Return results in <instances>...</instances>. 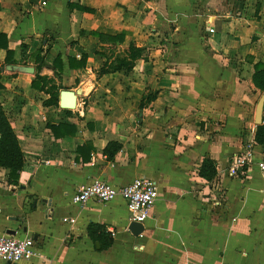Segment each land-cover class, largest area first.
Segmentation results:
<instances>
[{"label":"crops","instance_id":"0c3cea01","mask_svg":"<svg viewBox=\"0 0 264 264\" xmlns=\"http://www.w3.org/2000/svg\"><path fill=\"white\" fill-rule=\"evenodd\" d=\"M185 1L0 0V34L16 61L4 65L0 50V104L25 157L16 185L0 169V235L31 237L40 254L19 264H264L260 155L243 175L230 171L233 156L259 147L254 111L261 93L251 76L253 65L264 63V0H252L237 17L225 10L227 0H188V11ZM68 2L93 12L70 10ZM198 4L216 21L203 37ZM167 13L178 44L169 59L161 38L148 40L160 35L158 17ZM212 28L225 34L217 53L208 44ZM90 32L124 33L120 47L134 41L144 59L131 71L96 77L103 60ZM46 48L44 61L59 55L61 71L40 75L65 88L59 93L77 87L73 110L61 109L59 96L58 107L44 105L49 95L31 88V55ZM82 54L85 69H69L68 58ZM148 93H157L155 100L140 108ZM109 142L121 145L113 162L104 154ZM205 158L215 163L210 181L198 175ZM136 178L154 180L159 192L141 237L127 231L120 198L71 202L96 180L122 187ZM89 224L113 232L111 247H96Z\"/></svg>","mask_w":264,"mask_h":264},{"label":"trees","instance_id":"16d2710c","mask_svg":"<svg viewBox=\"0 0 264 264\" xmlns=\"http://www.w3.org/2000/svg\"><path fill=\"white\" fill-rule=\"evenodd\" d=\"M70 10L77 9L82 12L92 13L93 10L80 6L73 5L68 2ZM257 9V8H256ZM212 37L208 39L209 47L213 52H218L221 43L225 38V34L220 31V28L211 29ZM80 35H84L83 32ZM90 36L97 38L100 42L99 48L95 51V56L102 59L99 68L96 71V77L116 73L119 71H131L135 62L144 59L145 49L138 47L134 41H130L122 54H117V48L125 41L124 33L118 34H103L98 32H90ZM22 53L24 46H21ZM0 50L5 51V58L3 64L15 65L16 61L13 59V53L8 49L6 36L0 34ZM49 48L45 50H38L31 55L35 67L34 78L31 81V88L44 92L49 95V99L43 102L46 106L58 107V96L61 87L57 86L54 81L47 76H41L43 70L60 72V56L58 55L54 62L49 65L44 61L45 55ZM23 57V56H22ZM87 56L82 54L79 58H68V67L72 70H84L86 66ZM251 80L255 89L261 94H264V63H255L253 65V73ZM0 89L2 85L0 84ZM65 89V88H63ZM157 93H148L141 101L140 108L147 106L153 102ZM254 141L257 145H264V110H263V124L256 127ZM121 150V145L115 142H109L104 149V154L109 162H113L115 155ZM25 163L24 154L20 148L18 138L14 129L12 128L1 104H0V169L9 171L8 182L16 185L18 182L19 172L22 170ZM199 177L205 180H212L216 176L215 163L205 158L198 171ZM87 234L90 240L94 243L98 242L100 250H106L112 245V236L107 233L103 226L98 224H89L87 227Z\"/></svg>","mask_w":264,"mask_h":264},{"label":"built area","instance_id":"2783aa9c","mask_svg":"<svg viewBox=\"0 0 264 264\" xmlns=\"http://www.w3.org/2000/svg\"><path fill=\"white\" fill-rule=\"evenodd\" d=\"M45 5V3H42ZM79 57V55H77ZM260 157L256 162L261 174L264 191V145L259 146ZM254 158V148L245 147L239 154L233 156L230 162V171L243 175ZM159 196L156 182L149 178H136L131 183L117 187L103 180H96L89 185L81 186L71 197L74 205L84 206L89 202L109 203L120 198L125 205L130 223L142 226L150 218L151 210ZM68 222V219H63ZM113 236V232H109ZM142 233L138 235L141 237ZM40 256L39 248L31 237L16 238L0 235V258L8 264L30 262Z\"/></svg>","mask_w":264,"mask_h":264},{"label":"rangeland","instance_id":"374dc122","mask_svg":"<svg viewBox=\"0 0 264 264\" xmlns=\"http://www.w3.org/2000/svg\"><path fill=\"white\" fill-rule=\"evenodd\" d=\"M143 1H147V0H143ZM185 1V0H184ZM191 1V0H189ZM189 1L186 0L185 1V8L184 10L185 11H188V7H189ZM253 2L252 0H227V4H226V8L225 10L230 12V14L232 15H235L236 17L239 16V14L246 12V10L248 9H252L253 6H252ZM143 5L144 6V3H140V6ZM196 9H201L203 15L199 16L198 19L199 21L201 22V27L199 25V27L201 28L200 29V32L197 33V37L200 36V37H203L204 36V33L206 32L204 30V28L206 29H209L211 26H213L214 24H216V21H214V18H211V17H208V13L210 12V9L207 8V6H204L202 4H198L195 6ZM182 9V7H181ZM142 12H145V13H149L150 10L149 9H146L145 7L143 8L142 7ZM168 11V10H167ZM167 11H164L165 13ZM199 14V13H198ZM215 15V14H214ZM145 17L143 14H142V18ZM150 18L152 19V16H150ZM158 20H160V22H163L164 24V27L158 29L161 33L158 37H148V40L151 41V42H156L158 41L159 38H161V41L163 43V48L165 50V52L167 53V58H172L175 56V52L178 51V44H175V43H172V41H174V37H172V33L174 31V26H173V23H169V20H171V17L167 14H164V16H159L158 17ZM156 30V31H158ZM152 33L151 32V28H148V31L146 32V34H144V36H147L148 34ZM126 47H118L117 48V54H122L123 50L125 49ZM77 87H71L69 90L71 91H76ZM138 120L140 118H137ZM256 153L260 154V148L257 147V149H254V155H256Z\"/></svg>","mask_w":264,"mask_h":264},{"label":"water","instance_id":"95a60500","mask_svg":"<svg viewBox=\"0 0 264 264\" xmlns=\"http://www.w3.org/2000/svg\"><path fill=\"white\" fill-rule=\"evenodd\" d=\"M59 107L64 110H73L76 107V95L73 91L63 90L59 93ZM263 110H264V94H261L256 102L254 111V123L256 126L263 124ZM127 231L134 237H138L144 231L141 224L130 223L127 227ZM14 235V232L9 233ZM99 244L96 243L98 248Z\"/></svg>","mask_w":264,"mask_h":264}]
</instances>
